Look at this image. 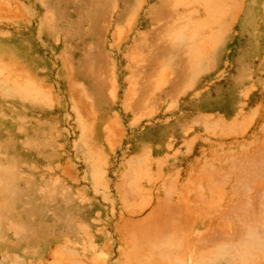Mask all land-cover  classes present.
Instances as JSON below:
<instances>
[{"label": "rangeland", "instance_id": "1", "mask_svg": "<svg viewBox=\"0 0 264 264\" xmlns=\"http://www.w3.org/2000/svg\"><path fill=\"white\" fill-rule=\"evenodd\" d=\"M199 165L264 185V0H0V264L229 263V220L189 228Z\"/></svg>", "mask_w": 264, "mask_h": 264}, {"label": "crops", "instance_id": "2", "mask_svg": "<svg viewBox=\"0 0 264 264\" xmlns=\"http://www.w3.org/2000/svg\"><path fill=\"white\" fill-rule=\"evenodd\" d=\"M202 167L199 165L195 175L185 178L181 183L182 196L186 199L189 228L195 230L193 227H196L200 239L206 242L203 250L212 251L218 243V235L222 233L221 220H229L230 239L229 243H226L229 246V263L213 264H237L238 248L235 235L238 221L263 218L264 185L251 180L243 182L233 174L228 186L222 183L219 185L220 181L218 183L214 175L216 172L205 173ZM219 198L223 201L219 202Z\"/></svg>", "mask_w": 264, "mask_h": 264}]
</instances>
